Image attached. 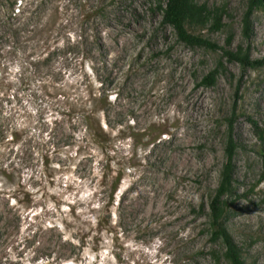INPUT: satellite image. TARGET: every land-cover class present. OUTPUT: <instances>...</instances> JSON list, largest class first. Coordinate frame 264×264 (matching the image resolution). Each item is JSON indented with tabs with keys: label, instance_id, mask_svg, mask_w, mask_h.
Here are the masks:
<instances>
[{
	"label": "rangeland",
	"instance_id": "1",
	"mask_svg": "<svg viewBox=\"0 0 264 264\" xmlns=\"http://www.w3.org/2000/svg\"><path fill=\"white\" fill-rule=\"evenodd\" d=\"M159 1L0 0V264H217L210 202L233 117L237 195L224 222L246 263L264 264L251 123L264 127V67L187 45ZM198 2L224 12L223 27L196 33L264 58L263 7L247 41L248 0Z\"/></svg>",
	"mask_w": 264,
	"mask_h": 264
},
{
	"label": "trees",
	"instance_id": "2",
	"mask_svg": "<svg viewBox=\"0 0 264 264\" xmlns=\"http://www.w3.org/2000/svg\"><path fill=\"white\" fill-rule=\"evenodd\" d=\"M163 1H159V8L163 12V23L171 25L178 38L190 46H203L209 49L223 51L224 57L230 61L238 62L244 69L246 68H261L264 67V58L255 59L251 55L250 46L244 47L240 45L236 50L228 47L224 48L218 45L216 42L210 40L200 33L195 32L197 26L204 27L207 24L213 22L214 26L221 28L223 27V9L215 7L210 8L207 4H200L198 0H166V5H162ZM264 8V0H248V7L243 15V29L242 34L245 40L250 41L253 36V12L257 7ZM228 45L231 44V39L227 41ZM224 69L223 63L220 61L218 67L212 70L208 75L204 77L201 81L202 85H214L218 75ZM91 117H86V121H91ZM235 118L230 119L229 122V132H228V145L227 160L223 166L221 172V178L219 186L216 189L210 202V234L211 238L215 242H221L224 251L216 253L215 259L217 264H222L226 262L227 264H247L242 253L241 247L234 240L231 232L227 228L224 219L227 211L230 207L228 198L233 195H237L235 185H234V155L239 147V143L233 136V124ZM94 122V121H93ZM253 129L256 133L257 138L260 141L259 154L264 161V127L260 125L256 120L251 119ZM94 134L98 137H105V131L98 125V123H93ZM107 148V147H106ZM115 175L113 176V191L111 196H115L120 184L124 178V173L122 170L113 171ZM113 173H111L113 175ZM105 178L110 176V174L105 173ZM106 224H110V215ZM98 223L101 224L102 220L98 218ZM107 228V227H106Z\"/></svg>",
	"mask_w": 264,
	"mask_h": 264
}]
</instances>
